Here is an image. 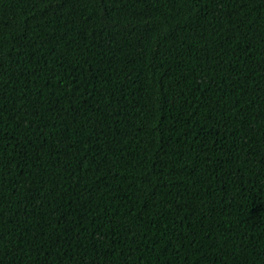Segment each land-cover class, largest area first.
Segmentation results:
<instances>
[{
  "label": "trees",
  "instance_id": "16d2710c",
  "mask_svg": "<svg viewBox=\"0 0 264 264\" xmlns=\"http://www.w3.org/2000/svg\"><path fill=\"white\" fill-rule=\"evenodd\" d=\"M0 264H264V0H0Z\"/></svg>",
  "mask_w": 264,
  "mask_h": 264
}]
</instances>
